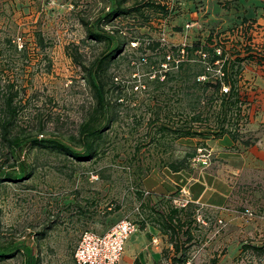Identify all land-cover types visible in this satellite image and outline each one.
Listing matches in <instances>:
<instances>
[{
	"label": "rangeland",
	"instance_id": "1",
	"mask_svg": "<svg viewBox=\"0 0 264 264\" xmlns=\"http://www.w3.org/2000/svg\"><path fill=\"white\" fill-rule=\"evenodd\" d=\"M155 1L168 6V16L145 7V18L120 16L106 28L137 36L136 41L144 47L154 40L170 47L204 38L214 27L226 32L225 37L230 36L238 46V40L251 42L264 53L260 28L245 31L241 27L244 6L263 7L264 0ZM135 2L129 0L128 4ZM105 4L108 10L111 0H0V34L13 33L14 39L20 45L27 43L31 51V65L17 75L27 88L23 101L32 117L30 128L41 118L45 137L70 140L93 106L92 91L73 53H81L88 62L105 48L89 39L82 21L96 23ZM35 30L42 31L47 40L44 50L36 45ZM137 47L126 43L112 70L128 81L130 67L136 65L137 79L131 81L138 84L148 66L140 64L142 52ZM156 54L149 50L145 55L155 60ZM259 63L250 59L245 68L258 108L261 104L257 101L264 100V91L255 82L258 76L264 81V64ZM147 96L139 92L134 102L126 100L121 106L122 118L109 132L106 152L100 157L78 161L48 148L33 147L19 154L20 163L15 167H6V173L23 175L24 165L25 172L21 180L0 182V243L15 241L21 250L0 264H25L31 247H36L38 264H76L74 253L84 232L105 233L123 219L134 221L139 228L129 237L120 264H210L213 257H218L219 264H264V150L254 142L264 123L258 130L248 123L238 141L228 135L175 139L169 134L167 150L149 151L145 146L135 161L133 144L156 134L147 123L151 112L141 103ZM244 139H252L253 144L246 146ZM201 146L211 153L207 167L194 166L191 158L179 171L166 166V161H179L196 149L198 153ZM138 191L143 192V198ZM175 197L190 199L186 207H180L188 209L184 229L193 234L190 241L186 234L183 237L184 261L177 260L182 253H175L169 236L162 234L150 217L154 210L164 208L163 198L176 206ZM142 202L149 206L144 208ZM143 220L145 228L141 227Z\"/></svg>",
	"mask_w": 264,
	"mask_h": 264
},
{
	"label": "trees",
	"instance_id": "2",
	"mask_svg": "<svg viewBox=\"0 0 264 264\" xmlns=\"http://www.w3.org/2000/svg\"><path fill=\"white\" fill-rule=\"evenodd\" d=\"M128 3L129 0H111L108 10L105 4L101 15L93 24L82 18L88 27L89 39L103 44L105 48L88 62L82 59L81 53H73V58L81 66L86 83L92 91L94 103L81 122L78 134H73L70 140L60 136L45 137V125L41 118L36 127L33 125L34 128H30L32 117L23 101L27 88L17 74L26 71L31 65V51L27 43L20 45L14 39L13 33L0 34V182L24 178V165L23 175L6 173L5 169L7 166L15 167L19 164V154L27 148H48L78 161L100 157L106 152L109 132L122 118L121 106L126 100L129 103L134 102L139 92L148 95L141 98V103H146L151 112L150 121L147 123L151 124L152 130L155 128L156 134L133 144L135 161L139 160L137 155L145 146L149 151L167 150L169 134L175 139L221 138L226 135L234 141L243 138L244 128L251 121L256 105V92L252 81L245 76V68L250 59H257L261 62L259 64H264L262 49L255 44L251 45V42L238 40L239 47L230 36L225 37L226 32L218 31L214 27L206 37L191 43L169 47L154 40L146 43L144 47L141 45L143 43L136 41L137 36L127 37L121 29L109 30L106 26L120 16L145 18V7L155 9L166 17L170 13L168 6L155 0H136L133 4ZM241 27L245 31L260 28L261 34H264L262 25L246 14L241 17ZM34 40L40 50H44L48 45L40 30L34 31ZM130 42L137 43V50L142 52L138 57L140 64L148 66L144 79L138 84L137 80L132 82L138 75L136 65H131V79L128 81L119 79L120 73L112 70L113 63L121 60L125 44ZM260 47L264 49V44ZM149 50L157 51L158 59L152 60L151 55H145ZM125 61H128L129 65L132 63L130 59ZM128 87L131 88L128 90ZM135 87L140 91L135 90ZM130 91L131 94L128 93ZM243 143L250 146L253 141L244 139ZM196 154L197 149L194 154L179 161H166V166L173 171H179L187 158L192 159ZM140 167L143 170V165L140 164ZM138 195L143 198L142 191H138ZM161 202L164 208L156 209V213L150 215L152 224L162 234L169 236L175 253H182L181 243L184 235H187L186 241L193 239L191 231L184 229L188 209L171 205L169 199L163 198ZM142 206L145 208L149 204L142 202ZM141 222V227L145 228L146 220ZM20 250V245L15 241L0 243V260L14 258ZM185 252L177 257L179 259H175L186 260ZM36 253V247H31L25 264H38V259H34ZM210 264H219L218 257H213Z\"/></svg>",
	"mask_w": 264,
	"mask_h": 264
},
{
	"label": "built area",
	"instance_id": "3",
	"mask_svg": "<svg viewBox=\"0 0 264 264\" xmlns=\"http://www.w3.org/2000/svg\"><path fill=\"white\" fill-rule=\"evenodd\" d=\"M133 44H137L133 42ZM211 153L200 147L192 158L194 166L207 167ZM187 192V191H185ZM189 198H174L177 207H186ZM249 213V210H247ZM138 224L129 219H123L105 233L86 231L82 235L75 250L76 264H120L129 237L138 230Z\"/></svg>",
	"mask_w": 264,
	"mask_h": 264
},
{
	"label": "crops",
	"instance_id": "4",
	"mask_svg": "<svg viewBox=\"0 0 264 264\" xmlns=\"http://www.w3.org/2000/svg\"><path fill=\"white\" fill-rule=\"evenodd\" d=\"M244 10H246L245 14L247 17L250 18L249 15H253L254 16L253 18L256 19L257 22L260 25H262V27L264 28V11H263L264 6L262 7L260 5H255L254 9H248L246 6H244ZM246 78L250 79L249 75H246ZM255 82L260 87V90L264 91V81H261L259 76ZM257 102L261 104L260 108L257 107V104L254 106V109L251 115V121H250L251 123L249 122L250 125L252 126L255 124V127H254L255 130L259 129V125H261V123H264V100L257 101ZM258 131L259 132H257L256 136L258 137L259 142L256 141L255 146L256 148H258V146L263 147V150H264V129H262L261 131L260 130Z\"/></svg>",
	"mask_w": 264,
	"mask_h": 264
}]
</instances>
